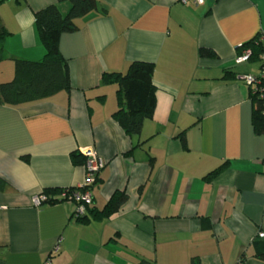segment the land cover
Segmentation results:
<instances>
[{"label": "crops", "instance_id": "obj_1", "mask_svg": "<svg viewBox=\"0 0 264 264\" xmlns=\"http://www.w3.org/2000/svg\"><path fill=\"white\" fill-rule=\"evenodd\" d=\"M96 1L59 38L70 90L0 104V264H264L255 243L264 233V134L253 131L254 86L241 77L260 75L262 50L238 62L264 31V0ZM55 3L0 0V82L13 78L16 60L42 59L34 13ZM133 61L153 64L155 109L128 136L113 119L117 85L101 78ZM89 149L105 165L78 218L65 193L83 183L85 167L70 154ZM49 189H60L54 202L33 205ZM115 193L125 202L95 217Z\"/></svg>", "mask_w": 264, "mask_h": 264}, {"label": "trees", "instance_id": "obj_2", "mask_svg": "<svg viewBox=\"0 0 264 264\" xmlns=\"http://www.w3.org/2000/svg\"><path fill=\"white\" fill-rule=\"evenodd\" d=\"M67 2L68 11L63 14L57 3ZM96 0H56L34 13L35 28L44 46V55L39 61L16 60L13 78L0 82V104L21 106L45 99L59 91H69L71 88L68 65L59 51V38L63 33L74 32L78 29L77 18L95 10ZM4 33L0 32V46ZM258 36L241 48L252 47L248 61L256 58L262 50V44L257 43ZM242 53V52H241ZM240 53V54H241ZM201 57L215 56L213 50L200 48ZM153 64L147 61L131 62L124 73H105L101 82L117 85L118 108L113 119L128 136H137L145 120L152 119L155 109V86L153 84ZM264 86V82L261 83ZM249 96L252 102L251 124L256 135L264 134V99L259 96L256 87H250ZM73 164H84L85 157L77 152H71ZM225 167V163L214 169L209 175L216 174ZM100 173V172H99ZM95 177V182L98 176ZM4 181L0 178V189ZM66 188L63 191H70ZM60 189L44 190L47 202L53 203L51 194L59 193ZM50 194V195H49ZM124 193H115L106 203L102 212H95V217L114 214L125 202ZM90 208H87L89 211ZM84 216V215H83ZM81 217V216H80ZM79 218V217H78ZM256 257L264 261V238L256 240ZM190 264H200L193 258Z\"/></svg>", "mask_w": 264, "mask_h": 264}, {"label": "built area", "instance_id": "obj_3", "mask_svg": "<svg viewBox=\"0 0 264 264\" xmlns=\"http://www.w3.org/2000/svg\"><path fill=\"white\" fill-rule=\"evenodd\" d=\"M181 3H186L188 0H178ZM193 2L197 5H201L204 3V0H193ZM258 40L264 44V31H261L258 35ZM250 51L245 50L241 56L238 58V62L247 61L249 57ZM261 72L259 76L253 75H243L241 76L243 80L250 86L256 87L259 92V96L264 99V86H262V82H264V48H262L261 53ZM85 162V179L83 183L75 190H72L70 193H65V198L69 201H73L75 203V215L77 217L83 216L87 210V208L92 203V195H91V187L95 182V177L104 167L105 162L102 158H100L94 150H87L84 154ZM67 192V191H66ZM47 202V196L45 194H36L32 197V203L35 206H38L42 203ZM259 238H264V233H258Z\"/></svg>", "mask_w": 264, "mask_h": 264}]
</instances>
